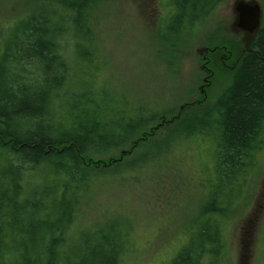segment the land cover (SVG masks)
<instances>
[{
	"label": "trees",
	"instance_id": "1",
	"mask_svg": "<svg viewBox=\"0 0 264 264\" xmlns=\"http://www.w3.org/2000/svg\"><path fill=\"white\" fill-rule=\"evenodd\" d=\"M222 1L168 0L161 40L177 47L169 36L192 37ZM48 2L0 30V264H121L131 242L128 221L106 220L75 242L69 237L92 182L109 172H142L152 162L162 166L208 143L212 168L198 167L194 180L206 198L169 264H219L225 214L264 143V10L226 91L213 103H185L168 116L157 103L129 100L100 80L99 0ZM157 121L141 144L134 141ZM167 123L166 134L154 138ZM127 145L125 157L91 162L95 152Z\"/></svg>",
	"mask_w": 264,
	"mask_h": 264
},
{
	"label": "rangeland",
	"instance_id": "2",
	"mask_svg": "<svg viewBox=\"0 0 264 264\" xmlns=\"http://www.w3.org/2000/svg\"><path fill=\"white\" fill-rule=\"evenodd\" d=\"M48 1L0 0V30L46 8ZM239 1L223 0L194 29L192 37L169 36L177 41L173 47L160 38L169 27L168 0H99L94 16L100 80L129 100L157 103L170 111L168 116L178 113L185 103L215 102L232 84L257 37L256 32H243L238 27ZM244 1L262 7L260 0ZM207 64L213 72L208 71ZM157 124L150 125L134 141L141 144L144 139L139 138ZM166 125L157 127L153 137L164 136ZM131 147L95 152L91 162L125 157ZM209 147L213 150L208 143L207 148L205 144L193 146L188 153L175 152L177 157L172 161L170 158L162 166L152 162L142 172H109L98 177L83 197L69 237L75 242L86 229L106 220L128 221L124 227L131 242L121 264H169L187 240L190 226L185 229V225L192 222L193 213L206 198V189L194 180L198 167L208 164L212 168ZM255 162L239 182L225 214L227 245L219 264H264V143Z\"/></svg>",
	"mask_w": 264,
	"mask_h": 264
},
{
	"label": "water",
	"instance_id": "3",
	"mask_svg": "<svg viewBox=\"0 0 264 264\" xmlns=\"http://www.w3.org/2000/svg\"><path fill=\"white\" fill-rule=\"evenodd\" d=\"M236 10L239 12L240 27L254 31L260 26L262 13L260 4H252L251 2L242 0L237 3Z\"/></svg>",
	"mask_w": 264,
	"mask_h": 264
},
{
	"label": "flooded vegetation",
	"instance_id": "4",
	"mask_svg": "<svg viewBox=\"0 0 264 264\" xmlns=\"http://www.w3.org/2000/svg\"><path fill=\"white\" fill-rule=\"evenodd\" d=\"M262 12H263V11H262ZM262 18H263V13H261V23H260V26H261V24H262ZM260 26H259L256 30H254V31H249V30H246V29L240 27V26H239V12H238V27H239L240 29H242L243 32H250V33L256 32L257 35H258L259 30H260ZM254 41H255V40H254ZM254 41H253V42H254ZM251 49H252V48H250L249 50H251ZM249 50H248V51H249ZM207 61H208V60H207ZM207 66H208V71H209V72H213V70L211 69L212 67H211L210 65H208V64H207Z\"/></svg>",
	"mask_w": 264,
	"mask_h": 264
}]
</instances>
